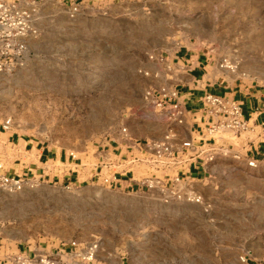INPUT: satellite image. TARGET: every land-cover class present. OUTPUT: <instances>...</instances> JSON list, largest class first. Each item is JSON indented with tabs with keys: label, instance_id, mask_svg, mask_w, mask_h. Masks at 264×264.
<instances>
[{
	"label": "rangeland",
	"instance_id": "rangeland-1",
	"mask_svg": "<svg viewBox=\"0 0 264 264\" xmlns=\"http://www.w3.org/2000/svg\"><path fill=\"white\" fill-rule=\"evenodd\" d=\"M32 9L38 35L22 66L0 73V123L11 119L10 133L95 176L21 174L22 190L0 198L2 251L79 242L98 245L96 264H264V162L217 165L191 186L200 202L168 196L183 165L152 151L119 170L134 190L99 175L110 146L126 159L133 144H168L164 110L154 113L145 94L175 91L166 59L185 43L264 82V0H38ZM212 137L244 155L238 137Z\"/></svg>",
	"mask_w": 264,
	"mask_h": 264
},
{
	"label": "crops",
	"instance_id": "crops-1",
	"mask_svg": "<svg viewBox=\"0 0 264 264\" xmlns=\"http://www.w3.org/2000/svg\"><path fill=\"white\" fill-rule=\"evenodd\" d=\"M209 54L192 43H185L167 56V65L172 69V85L177 92V99L174 102L185 111V117L182 125L159 124V131L163 135L161 138L164 139V136L169 135L168 143L173 148H181L185 142L191 140L198 142L201 149L208 148L210 127L218 122V117L204 105L203 98L206 95L225 96L240 103L242 117L249 126V131L245 134L250 133V135L239 137L241 152L244 154L240 157V161L247 165V158L261 159V154L264 152V140L261 141L264 138V82L246 74L239 75L220 68L221 58L213 61L214 56L211 59ZM2 124L0 123V146L5 140L11 141L14 146L9 151L4 149L6 153L5 162L12 163L5 173L8 176L17 177L23 174L39 178H58L60 182H69L70 184H79L95 176L92 169L83 164L74 165L62 154L57 155L32 140L21 138L16 133L4 131ZM148 124L151 125L152 123ZM137 146V144L132 145V151L126 159H124L126 156L124 150L119 152L118 147L110 146L106 153L101 155L99 161L102 159V164L104 158H110L116 163H128L129 161L132 165H139L144 153L141 152L142 150H138ZM188 156L189 154L184 156L183 166L180 167L179 172L199 183L212 179L217 165L231 160V158L219 157L204 167L200 160L203 158L202 156L197 160H188ZM52 162L61 163L62 167L47 169V166ZM108 173H110L109 170L103 169L99 175L103 176ZM107 176L110 178L105 179L106 182L115 181L116 184L122 186H128L129 181L134 182L133 178L126 179L127 177H124L128 176L127 173H119L118 175L112 173V175ZM111 176L115 179L112 180ZM130 185H132V190L137 187L136 182ZM5 254L6 252H3L0 247V257L3 258Z\"/></svg>",
	"mask_w": 264,
	"mask_h": 264
},
{
	"label": "built area",
	"instance_id": "built-area-1",
	"mask_svg": "<svg viewBox=\"0 0 264 264\" xmlns=\"http://www.w3.org/2000/svg\"><path fill=\"white\" fill-rule=\"evenodd\" d=\"M37 2L38 0H0L1 74L10 73L12 70L22 66L23 59L27 53V40L35 38L38 35L37 29L34 26L32 9L36 6ZM219 67L232 72L237 68L236 65L227 59H220ZM176 99V91L171 94L166 93L160 98L151 92L145 94V101L151 107L155 109L160 108L159 111H154V113H163L162 111L164 110L162 117L167 122L182 125L184 123L185 111L174 102ZM203 103L218 117V122L210 127L209 138L213 133L222 132L239 138L243 133L245 134L249 131L248 123L242 117L240 103L225 96L214 95H206L203 98ZM12 126L13 122L11 119H6L2 124L4 131H10ZM169 138L167 136L165 140L168 141ZM199 141L202 140L199 139ZM1 145L3 149H6L5 151L14 148L13 143L8 140L3 141ZM137 148L138 150H142L141 152H144V155L152 151L155 157L159 159L164 157L171 162H178L179 165H183L186 154H189L188 160H197L202 156L203 158L200 160L204 167L213 163L219 157H233L236 159L242 157L226 141L222 139L221 142H217L213 137L208 140V148L206 149H201L198 142L192 140L185 142L181 148H173L166 142H153L146 147L138 145ZM5 151L0 153V170L6 160ZM246 162L250 168H257L259 164L264 162V152L261 154V159L247 158ZM128 166L127 162L116 163L110 158H104L101 164V172L103 169H107L116 175L120 173V169H125ZM54 167H62V164L52 162L47 166V169ZM173 180L179 188L176 191H170L169 197L181 198L189 196V199L193 201H201V197H197L190 190L195 181L186 176V174L183 173L182 177L177 174ZM28 181L22 176L10 177L0 173V198L3 194L15 193L22 190ZM97 250V244H83L79 242H73L69 246L62 245V247L54 249L43 248L42 246L23 251L22 249H18L13 253L5 254L3 258L0 257V264H96Z\"/></svg>",
	"mask_w": 264,
	"mask_h": 264
}]
</instances>
